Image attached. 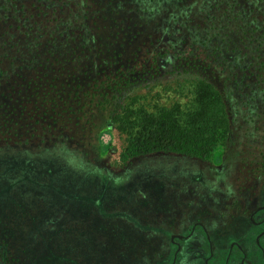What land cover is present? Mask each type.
Here are the masks:
<instances>
[{
    "label": "trees",
    "instance_id": "obj_1",
    "mask_svg": "<svg viewBox=\"0 0 264 264\" xmlns=\"http://www.w3.org/2000/svg\"><path fill=\"white\" fill-rule=\"evenodd\" d=\"M166 74L193 85L188 111L151 113L135 108L137 97L123 102L126 91ZM237 122L264 144V0H0L6 220L3 204L9 196L17 203V188L62 199L69 197L63 188L87 181L104 156L109 123L127 136L121 161L128 163L158 153L211 161ZM34 205L21 203L13 218L30 240L55 245L36 264H73L68 252H53L71 232L53 222L57 204L32 214ZM3 254L13 261L6 245Z\"/></svg>",
    "mask_w": 264,
    "mask_h": 264
},
{
    "label": "rangeland",
    "instance_id": "obj_2",
    "mask_svg": "<svg viewBox=\"0 0 264 264\" xmlns=\"http://www.w3.org/2000/svg\"><path fill=\"white\" fill-rule=\"evenodd\" d=\"M185 76L166 74L149 78L126 91L123 102L137 97L135 108L143 107L151 113L162 108L188 111L195 95L193 85L186 81ZM240 125L238 122L234 124V137L229 143L219 146L208 162L175 153H158L124 163L121 154L127 146V136L109 123L101 137L105 148L102 160L92 163L94 172L88 182L77 179L76 186L63 188L68 189L65 191L69 192V197H54L53 192L46 193L45 188H37V191L29 188L20 191L17 188L12 194L22 202L17 200L16 203V199L10 196L6 199L3 205L8 208L7 220L0 211V264H36L42 254L46 256L48 253L46 245L56 249L48 238L39 244V239L27 238L22 232L24 227L19 225L24 223L13 218L21 203H35L31 208L33 214L37 208L41 210L45 205L51 206L52 200L57 204L53 222L61 230L71 231L70 234H61V247L53 252H68L73 264H168L174 253L170 229L173 233L177 225L176 222L171 224L173 219L185 215L194 222L200 214L207 215L211 211L212 215L218 212L225 214L231 211L232 206L245 207L251 194H260V186L264 187V176L257 179L262 170L264 144L251 141L247 135L248 128ZM105 187L106 193H103ZM81 197L86 200H80ZM263 203L254 199L251 210ZM233 214L235 212L230 216ZM236 217L237 220L231 221L227 217L226 223L220 224L218 229L225 235H238L244 248L251 252L256 246V234L261 229L256 225L250 226L248 217L240 212ZM49 227L43 225L42 229ZM223 238L214 242L220 256L232 242L225 236ZM191 243L196 247L199 242ZM199 244V249L205 248L204 242ZM5 245L13 261L4 259ZM253 253L245 258L244 264H257ZM178 258L179 264H187L186 256ZM200 263L203 264L201 260ZM235 263L240 264L237 260Z\"/></svg>",
    "mask_w": 264,
    "mask_h": 264
},
{
    "label": "flooded vegetation",
    "instance_id": "obj_3",
    "mask_svg": "<svg viewBox=\"0 0 264 264\" xmlns=\"http://www.w3.org/2000/svg\"><path fill=\"white\" fill-rule=\"evenodd\" d=\"M261 176H264L263 169L260 170V175L257 179ZM260 188V194L252 193L249 198V202L245 205V207L244 205L241 206L242 210L237 206H232L230 208L231 211L226 212L225 214L218 212V214L212 215L213 211H211V213L207 215H198L196 218L198 220L194 222L190 221V217L185 218V215L184 217L173 219L171 224L176 222L177 226H174L175 230H173V233L170 229L171 246L174 248V253L172 254L171 260L169 259L168 264H179L180 258L178 257L180 256L183 258L186 256V258H188L186 260L187 264H201L200 260L203 264H232V262L235 263L236 260L238 263L244 264L245 258H247L252 251H254L252 255L256 257L255 262L257 264H264V187L260 186ZM232 196L234 195L231 194V197ZM254 199L261 200L263 205H258L255 210H251L252 208L250 205H252L251 203H253ZM218 204L220 205V200L218 201ZM201 210H204V208H201ZM219 210L221 211V207H219ZM231 212H235V214L230 216ZM238 212L248 217L247 220L250 226L254 227V225H256L261 229V231L256 234L254 239L256 246L253 250H251V252H248L244 248V243L242 244L238 240V235H235L234 233L231 235H225L223 234L224 232L220 233L218 229L220 224L226 223L227 217H229L228 221L233 219L237 220L236 215ZM224 236L232 240V242L225 253L223 252L224 255L220 256L221 252L219 251L220 253H217L214 242L216 240H223ZM192 241H198L199 243L201 241L204 242L205 248L199 249V243H197L196 247H193V245H191L194 244L191 243ZM217 257L219 258L217 259Z\"/></svg>",
    "mask_w": 264,
    "mask_h": 264
}]
</instances>
